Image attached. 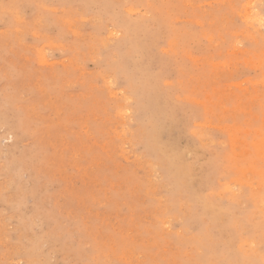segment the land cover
I'll return each instance as SVG.
<instances>
[{
  "label": "rangeland",
  "instance_id": "rangeland-1",
  "mask_svg": "<svg viewBox=\"0 0 264 264\" xmlns=\"http://www.w3.org/2000/svg\"><path fill=\"white\" fill-rule=\"evenodd\" d=\"M0 264H264V0H0Z\"/></svg>",
  "mask_w": 264,
  "mask_h": 264
},
{
  "label": "bare ground",
  "instance_id": "bare-ground-1",
  "mask_svg": "<svg viewBox=\"0 0 264 264\" xmlns=\"http://www.w3.org/2000/svg\"><path fill=\"white\" fill-rule=\"evenodd\" d=\"M247 16V15H246ZM247 20V19H246ZM119 33V32H118ZM41 58V57H40ZM70 60V59H69ZM109 84V83H108ZM128 231V230H127Z\"/></svg>",
  "mask_w": 264,
  "mask_h": 264
}]
</instances>
